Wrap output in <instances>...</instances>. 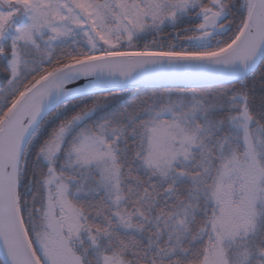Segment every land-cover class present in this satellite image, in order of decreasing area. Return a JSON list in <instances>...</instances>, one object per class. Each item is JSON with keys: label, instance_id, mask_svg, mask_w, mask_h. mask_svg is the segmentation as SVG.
<instances>
[{"label": "snow or ice", "instance_id": "6c2138e0", "mask_svg": "<svg viewBox=\"0 0 264 264\" xmlns=\"http://www.w3.org/2000/svg\"><path fill=\"white\" fill-rule=\"evenodd\" d=\"M0 264H264V0H0Z\"/></svg>", "mask_w": 264, "mask_h": 264}]
</instances>
